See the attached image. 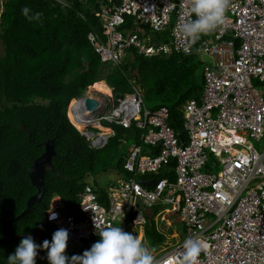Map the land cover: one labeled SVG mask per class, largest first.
<instances>
[{
  "label": "built area",
  "instance_id": "2783aa9c",
  "mask_svg": "<svg viewBox=\"0 0 264 264\" xmlns=\"http://www.w3.org/2000/svg\"><path fill=\"white\" fill-rule=\"evenodd\" d=\"M112 1L97 14L103 36L88 37L102 63L119 65L130 50L144 57L190 54L198 42L179 27L195 18L191 0ZM228 5L224 23L198 46L205 61L204 88L200 101L185 106L187 139L168 125L167 108L151 111L144 106L132 81L134 93L115 114L120 124L139 132L141 144L129 147L124 166L131 176L110 185L108 204L100 203L86 187L78 195L79 216L63 214L61 203L52 205L57 219H49L50 211L47 218L69 232L66 250L79 251L86 241L99 240L95 219L101 228L142 229L145 218L139 199L147 211L162 206L178 215L185 238L206 243L199 264H264V0H228ZM2 12L0 0V21ZM128 18L135 26L169 32L172 41L157 43L145 30L127 28L124 34L119 27ZM109 135L85 134L94 149L105 147ZM172 162L174 179L155 178L151 187L142 184L153 179L151 175L169 171ZM186 239L160 246L158 254L151 253L153 264H182Z\"/></svg>",
  "mask_w": 264,
  "mask_h": 264
},
{
  "label": "trees",
  "instance_id": "16d2710c",
  "mask_svg": "<svg viewBox=\"0 0 264 264\" xmlns=\"http://www.w3.org/2000/svg\"><path fill=\"white\" fill-rule=\"evenodd\" d=\"M0 21V239L3 222L18 217L37 190L32 185L28 170L45 151V143L54 140L56 155L53 169L47 171L45 192L40 204L14 222L11 231L17 235L34 231L51 242L58 230L47 220L54 197H60L64 212L81 215L78 195L86 187L97 194L98 201L108 204L105 190L87 182L100 173L115 171L128 176L124 170L128 145L139 144V133L112 125L116 134L102 149L90 147L86 137L68 118L73 100L82 97L89 87L105 81L116 94L131 92V77L138 75L147 101L155 108L167 107L168 125L186 140L183 128L184 107L190 100H200L203 92L202 63L195 47L191 54L159 55L146 58L135 50L121 64H104L89 40L90 33L102 35L101 14L111 0H1ZM112 3L117 4L118 0ZM29 15L39 12V20L29 21ZM130 18L119 27L145 30L157 43L172 41L169 32L156 33L144 26H135ZM122 68V69H121ZM203 72V70H202ZM124 141H127L124 143ZM175 167L172 162L170 169ZM164 169L158 178L173 171ZM144 237L151 246L162 245L166 238L156 230L154 222L145 226ZM0 247V264H8L20 244ZM86 243L80 251L66 250V255H82L91 248ZM45 259L36 258V264H49L47 250L41 247Z\"/></svg>",
  "mask_w": 264,
  "mask_h": 264
},
{
  "label": "clouds",
  "instance_id": "9594fccd",
  "mask_svg": "<svg viewBox=\"0 0 264 264\" xmlns=\"http://www.w3.org/2000/svg\"><path fill=\"white\" fill-rule=\"evenodd\" d=\"M228 6H229L228 0H191L190 12L191 14L194 15L195 18L188 20L187 22L183 23L179 27L181 31L187 37H189L193 42L198 40V42L195 45V47L197 48L198 55H199L198 46L200 44V41L202 40V38L207 39L208 34L210 32L214 31L219 25L224 23L225 13H226ZM29 12H30V9L28 7H24L22 9V14L27 19H29V21L39 20L40 16L42 15L39 12L35 13L34 15H29ZM146 58H151V57H146ZM202 58L203 57L199 55V60L201 61L202 68H203V65H204L203 63L205 61H204V58L203 59ZM137 79H138V75L135 72V74H133L131 77V89L132 90L131 92L126 93V94H116L113 87H110L105 81H100V82H104L105 85L111 90L112 101L111 99H108L106 96H104L103 93H98V92L90 93L87 90L82 97L78 98L77 100H73L71 102V103H75V109L73 112L74 120L80 121L81 123L85 125V127L83 129H79L76 127V125L72 122V119L69 116L71 111H69L68 109L69 114L67 115H68L70 122L84 137H86L85 134L86 135H89V134L96 135L97 133L106 134L107 132H110V135L107 138L106 144L108 143L110 138L114 137L116 134V131L114 130L112 125H115L117 128L119 127L124 130H130V129L136 130L134 127L127 128L123 124H120L119 121H122V119L119 117H116L115 114L119 113L118 109L120 108V104L126 99V97L134 93L132 81L134 80L136 81L135 86L139 88L142 94V99H144L145 96H144L143 89L141 85L138 83ZM100 82H97L94 85ZM117 95H122V99L120 100L116 99ZM87 99L96 100L99 103L98 109L95 110L94 112L88 111L87 104H86ZM110 101L111 103L109 104ZM197 101H200V100H197ZM153 110H157V109H153ZM184 115H185V107H184ZM109 116L111 117L113 116V118L115 119L112 123L108 122L105 119ZM184 121H183V128H184ZM106 129H108L109 131ZM137 139L139 140V136L137 137ZM126 142L127 141H124V143ZM89 144H90V141H89ZM140 144L141 142L139 140V144H130L128 145V149L132 145H140ZM126 158H127V155H126ZM126 158H125V162H126ZM124 166H125V163H124ZM117 176H118L117 179H119V177L127 178L131 175L128 173V176L118 175V174ZM150 177L153 178L154 180L155 178L161 179V178H158L157 175H151ZM114 182H111L109 186L105 189L106 193L110 185L113 184ZM56 203H61L62 213L68 214L64 212V205L61 201V198L58 196L52 199L51 208H52V205ZM164 208L165 207L159 206V207H156L153 210V212H151V211H147L145 206L143 210L140 209L139 207V211L143 212V215L145 218V224L142 226V229L135 228L133 226L134 230L136 231L138 230V232H142V235H144L145 226L147 225L148 222L151 223L153 221L155 227L157 225L156 227L157 232L159 234H162L166 238L165 242H167L168 241L167 237L170 238L171 235L163 234L159 230V228L162 227L163 223L166 225H172L171 224L172 221L169 220L168 216L173 213L166 212ZM50 212L51 214L49 215V219L56 220L58 214L55 213L54 211H51V209H50ZM137 214L138 213H135L132 216H130L129 222L133 223ZM162 216H164L165 218L164 221L161 220ZM95 227L98 230L97 234L99 235L100 238L96 243L93 242L91 248L89 250H85L82 255H73L71 257L66 255V249L68 246V239H69V232L66 229H58L57 231L54 232L51 242H49L48 240H45L42 246L37 245L31 236L23 238L20 244L18 245V247L16 248L15 253L10 255L7 258L8 264H36L38 249H40L41 247L44 250H47V259L49 261V264H153V256L150 254L148 248L142 244V241L133 235L134 230L132 229L130 230V228H128L127 231L130 230L131 232L129 233L127 231H124L121 227H117V226H108L105 228H101L96 219H95ZM180 238H182L181 234H180ZM86 242H90V241H86ZM162 245H159V246H162ZM157 247H154V248H157ZM206 247H207L206 243L202 240L191 239V238L186 239L183 244L184 252H183V257H182V264H199V257L201 255V252L204 249H206Z\"/></svg>",
  "mask_w": 264,
  "mask_h": 264
},
{
  "label": "water",
  "instance_id": "95a60500",
  "mask_svg": "<svg viewBox=\"0 0 264 264\" xmlns=\"http://www.w3.org/2000/svg\"><path fill=\"white\" fill-rule=\"evenodd\" d=\"M116 99L118 100L122 99V95H117ZM86 104H87V110L90 112H94L99 107V103L96 100H92V99H87ZM55 155H56V151H55L54 140H49L45 143L44 153L31 164L28 170L30 181L34 186V188L37 190V192L35 195L30 197V199L27 202L26 209L22 212V214H20L18 217L12 220L3 222L4 229H3V237L0 239V247L11 243H18L20 240L28 236H31L37 245H41L42 236L38 233V231H34L30 234H25V235H17L11 232V226L14 222H17L22 217L28 215L31 212L33 206L41 203L45 192V177L47 171L49 169H53L52 160ZM141 182L144 186L151 187L154 185L155 180L154 179L150 181L143 180ZM137 204L140 207V209L142 210L144 209L141 200L138 199ZM37 257L41 259L46 258L41 248L38 249Z\"/></svg>",
  "mask_w": 264,
  "mask_h": 264
},
{
  "label": "rangeland",
  "instance_id": "374dc122",
  "mask_svg": "<svg viewBox=\"0 0 264 264\" xmlns=\"http://www.w3.org/2000/svg\"><path fill=\"white\" fill-rule=\"evenodd\" d=\"M2 54H3V48H2V46L0 45V56H1ZM202 70H203V68L201 67V68H200V75L203 73ZM134 74H135V72H134ZM94 86H95V85H93L92 87H89V88H88V91H89L90 93H93V92H98V93H100V91H101V93H102V92H103V94L105 93L104 96H106L108 99H111V101H112V98H111V92H110L108 89H106L105 86H103V84H101V83L96 84V88H97L99 91L93 89ZM111 101L109 102V104L111 103ZM143 104H144V106H145L148 110H153V109L155 108L154 101H153V102H151V101H147V99H146L145 97H144V99H143ZM74 109H75V103H71V104H70V107H69V111H71V112L73 111V112H74ZM68 114H69V113H68ZM261 146H262V144H261ZM256 147H257V149H259V150L261 149V147L258 146L257 144H256ZM117 178H118V176H117V173H116L115 171H107V172H105V173H100V174L97 175L96 177H90V178H88V179H87V182L90 183V184L93 185V186H94V183H95L96 186H98V187L101 188L102 190H105V189L109 186V184H110L111 182L116 181ZM168 217H169V220H171V221L173 222V223L171 222L172 225H166V224L163 223L162 227H160L159 230H160L163 234H165V235L169 234V235H171V236H170V238L167 237V238H168V241H167V242H164L163 245H162L161 247H166L167 245H170V246H171V245H175V244H177L179 241H182V240L186 239V238H185V237H186V234H185L184 226H183L182 223L180 222L178 215H176V214H170ZM156 227H157V225H156ZM132 230H134L133 227H132ZM127 232L131 233L130 230H128ZM139 234H140V232H138V230H137V231L134 230V232H133V235H134V236L137 237ZM180 234L182 235V238H180ZM141 241H142V244H143L145 247L148 248L150 254H151V253H153V254H158V251H159L158 248H159L160 246L157 247V248H154L153 246H151V244L149 243V241L146 240V238H145V239H142ZM166 243H168V244H166Z\"/></svg>",
  "mask_w": 264,
  "mask_h": 264
},
{
  "label": "bare ground",
  "instance_id": "6f19581e",
  "mask_svg": "<svg viewBox=\"0 0 264 264\" xmlns=\"http://www.w3.org/2000/svg\"><path fill=\"white\" fill-rule=\"evenodd\" d=\"M211 33V32H210ZM213 34H214V32H213ZM192 53V52H191ZM190 53V54H191ZM122 69V68H121ZM203 73H204V70H203ZM101 84H103V86H105V88L106 89H108L110 92H111V90L105 85V83L104 82H100ZM93 89H95V90H98L97 88H96V85L94 86V88ZM99 91V90H98ZM100 93H101V91H100ZM103 93V92H102ZM105 94V93H104ZM70 118L72 119V122L76 125V127L77 128H79V129H83L84 127H85V125L83 124V123H81L80 121H75L74 120V117H73V111L72 112H70ZM171 171H173L174 172V168H172V169H170ZM137 238H139L140 240H142L143 239V235H142V232H140V234L137 236Z\"/></svg>",
  "mask_w": 264,
  "mask_h": 264
},
{
  "label": "crops",
  "instance_id": "0c3cea01",
  "mask_svg": "<svg viewBox=\"0 0 264 264\" xmlns=\"http://www.w3.org/2000/svg\"><path fill=\"white\" fill-rule=\"evenodd\" d=\"M143 239H145L144 235H143Z\"/></svg>",
  "mask_w": 264,
  "mask_h": 264
}]
</instances>
